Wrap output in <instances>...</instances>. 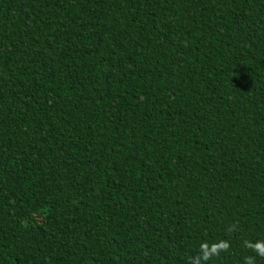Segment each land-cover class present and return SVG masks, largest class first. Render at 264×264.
Wrapping results in <instances>:
<instances>
[{"label": "trees", "instance_id": "trees-1", "mask_svg": "<svg viewBox=\"0 0 264 264\" xmlns=\"http://www.w3.org/2000/svg\"><path fill=\"white\" fill-rule=\"evenodd\" d=\"M218 239H264V0H0V264Z\"/></svg>", "mask_w": 264, "mask_h": 264}, {"label": "clouds", "instance_id": "clouds-1", "mask_svg": "<svg viewBox=\"0 0 264 264\" xmlns=\"http://www.w3.org/2000/svg\"><path fill=\"white\" fill-rule=\"evenodd\" d=\"M240 230L239 223H231L227 226L226 232L229 236ZM243 245L255 255H249L244 258V264H256V258H264V239L250 240L245 239ZM231 247L230 240L218 239L212 242L202 241L196 251V254L188 258L187 264H209V261L218 259L221 253H226Z\"/></svg>", "mask_w": 264, "mask_h": 264}]
</instances>
